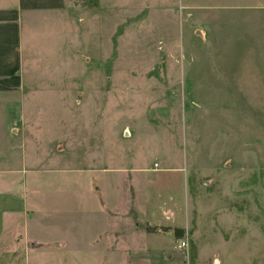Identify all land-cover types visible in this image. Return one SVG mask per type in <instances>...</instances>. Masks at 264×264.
I'll use <instances>...</instances> for the list:
<instances>
[{
	"label": "rangeland",
	"instance_id": "374dc122",
	"mask_svg": "<svg viewBox=\"0 0 264 264\" xmlns=\"http://www.w3.org/2000/svg\"><path fill=\"white\" fill-rule=\"evenodd\" d=\"M58 6L22 13L26 121L22 131L18 104L0 264H129L145 239L131 205L143 170L169 228L149 234L144 264H206L214 248L264 264V0ZM21 237L45 246L21 239L15 253L37 251L15 256Z\"/></svg>",
	"mask_w": 264,
	"mask_h": 264
},
{
	"label": "crops",
	"instance_id": "0c3cea01",
	"mask_svg": "<svg viewBox=\"0 0 264 264\" xmlns=\"http://www.w3.org/2000/svg\"><path fill=\"white\" fill-rule=\"evenodd\" d=\"M58 2L59 0H11L10 3H3L0 5V118H1L0 129H1V134H2V140L0 141V143L3 145V150L0 151V171L1 172L4 170L14 169L13 166H10L8 162L11 161V159L13 158L12 157L13 151L21 148L20 146L22 144L21 143L22 141L19 143L18 140L13 139V136L18 133H16V131H13L12 129L13 121L16 120L17 118L16 114L18 112V104L20 106L19 116L23 123V127H21L22 131H24L25 121H26V116H24V111H23L24 106H26L25 100H24L25 97H23L22 99L20 96V94H23V92L25 91L26 85L24 84L25 83L24 79H27V76L24 77L25 69L23 68H24L25 63H24L22 46H21V38H20L21 28H22V22H21L22 13H24V15H26V13L31 14V12H28L31 10H34L37 12L45 11L44 13L52 12L54 8L58 10V7H59ZM56 141H60V140H56ZM18 156L21 157L19 153H18ZM21 160H22V157L20 158V162ZM38 169H40L39 166H38ZM38 169L37 167L36 168L33 167L32 169H30V171L37 173V171L39 172ZM27 170L28 169L24 168L22 169V172L25 171L24 174H26ZM141 172L140 173L137 172L138 174H141V176L139 177L137 181H141V182L143 181L144 189L142 191H144L143 193L144 199L142 201H139L138 199L134 201L132 199L131 205H133L134 213L137 217V220L140 223H144V226L141 228V230L143 231L142 236H144L145 239L144 237H142V240L144 239V243L142 246L143 251L139 249L131 250L132 251V254H131L132 261L129 262V264H144V262L142 261L143 255L145 256V254L146 255L150 254L153 250H155L154 247H151L153 244L152 239L154 238L149 236V234L156 233L159 230L164 231V232L169 230L167 225H164V221L160 220V216H159L160 214L163 216V204L162 202H159L160 200H158L161 197H159L158 195L156 198L155 194L152 193V190L146 188L148 187V185H150L148 183L150 175L147 172H145V170ZM102 184H105V185L102 186L99 183L95 185L96 186L95 189L97 190L98 193H100L101 191H103L105 187H108L110 185L108 181H103ZM138 193H139V190L136 187V190L134 193L136 195V198L138 197ZM152 195H154L153 198H152ZM98 203H100L101 209H106V207H109V205L106 206V203L104 204V201L101 198H99ZM111 205L112 207H109L107 210L115 209L116 206H114L113 202ZM113 229H115V227ZM113 229L112 231L110 230L112 233L110 232L109 234L110 235L116 234L117 239L122 238L120 237V231L118 234V231L113 232L114 231ZM173 230H172V235L174 239L179 238L180 236L176 237L174 235ZM105 231H102L103 235ZM169 233H166V234H169ZM21 239L25 240L21 242V245L27 244V242L30 241L26 238L21 237L19 238V240L17 239L18 244L14 245L12 243L11 249L13 250L12 253L15 256H19L21 254V256L28 258L30 257V254H35V251H37L38 247L45 246L43 243H41L38 240H35L33 242L30 241L33 244L36 242L40 246L38 247L35 246L33 248L31 247V249H27L26 247L21 246L22 247L21 250L15 253L14 249L17 248L16 246L18 247L20 246L19 244H20ZM112 247L113 245H107L106 248L111 249ZM11 249L9 251H11ZM115 250L116 248H113V251L111 252L113 253ZM170 251H172L170 252L171 253L170 257L172 258L180 257V263H181L180 252L175 249L173 250V248H171ZM200 251L197 253H200ZM212 252L214 253H212L211 255L212 256L211 260L210 262L208 261L209 263H206V264H231L230 257L226 256L225 254L220 255L219 249L214 248ZM196 256H197L196 259H198L199 254H197ZM247 262L248 263L250 262L249 258Z\"/></svg>",
	"mask_w": 264,
	"mask_h": 264
},
{
	"label": "built area",
	"instance_id": "2783aa9c",
	"mask_svg": "<svg viewBox=\"0 0 264 264\" xmlns=\"http://www.w3.org/2000/svg\"><path fill=\"white\" fill-rule=\"evenodd\" d=\"M179 242H178V246L180 247V248H185L186 247V242L184 241V240H178Z\"/></svg>",
	"mask_w": 264,
	"mask_h": 264
},
{
	"label": "trees",
	"instance_id": "16d2710c",
	"mask_svg": "<svg viewBox=\"0 0 264 264\" xmlns=\"http://www.w3.org/2000/svg\"><path fill=\"white\" fill-rule=\"evenodd\" d=\"M173 232H174V235L176 236V237H178V236H181V230L179 229V228H175L174 230H173Z\"/></svg>",
	"mask_w": 264,
	"mask_h": 264
}]
</instances>
